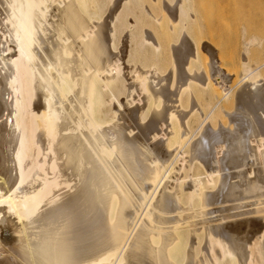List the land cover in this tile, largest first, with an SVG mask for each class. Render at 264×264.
<instances>
[{
    "label": "bare ground",
    "instance_id": "bare-ground-1",
    "mask_svg": "<svg viewBox=\"0 0 264 264\" xmlns=\"http://www.w3.org/2000/svg\"><path fill=\"white\" fill-rule=\"evenodd\" d=\"M191 1L0 0V264H264V2Z\"/></svg>",
    "mask_w": 264,
    "mask_h": 264
},
{
    "label": "rangeland",
    "instance_id": "rangeland-1",
    "mask_svg": "<svg viewBox=\"0 0 264 264\" xmlns=\"http://www.w3.org/2000/svg\"><path fill=\"white\" fill-rule=\"evenodd\" d=\"M256 1L260 3L264 2V0H256ZM188 3L189 2H187V4ZM190 5L193 8L194 7L199 8L198 10H200V8H202V10L207 9L205 11L208 10L210 11V9H212L211 11L220 10L218 9L219 7H217L215 0H192ZM248 9L249 10L247 9L239 10L238 8L237 10H235V12L229 11L230 12L229 14L227 11L226 15L228 14L227 16L228 20L225 18L226 16H224L226 22L224 20L223 24L225 26L222 25L224 26V28L223 29L221 28V30H223L225 34L223 31L221 33L220 28L217 29L220 33L217 32L216 30L217 34L218 33L219 34L218 35L215 34V35L216 37L218 36L217 38L219 42L213 43L214 48H215V44H217L215 49H217L216 51L218 52L217 54L219 56V58L217 56L218 58L217 64L219 63L218 68L221 67L220 69L224 72L222 74H225V72L227 74H233L235 78L234 83L240 80V77H238L241 72L240 60L242 54L245 52L244 51L245 48L243 45L247 42V40L249 42V40L252 38L258 39L257 42L255 43L256 45H252V47L248 49L249 50L248 55H246V59L248 60V65L250 64L251 68L254 69L262 65V63L264 64V46H263L264 45V6H259V8L255 10H251V8ZM215 35L214 38L212 39V42L217 41ZM220 35L224 38H220L221 37ZM254 64H257L258 66ZM219 65L221 66L219 67ZM260 72H261L260 75L256 78L258 79L260 77L261 79L260 80L258 79L259 81L257 79L255 81L254 79V81L250 83L251 85L254 82L252 86L255 88L256 87L261 88L264 86L263 85L264 69L263 70L261 69ZM218 75L221 76L220 72Z\"/></svg>",
    "mask_w": 264,
    "mask_h": 264
}]
</instances>
